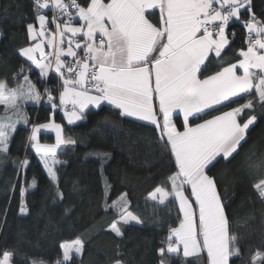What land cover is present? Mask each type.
<instances>
[{"label":"snow or ice","instance_id":"6c2138e0","mask_svg":"<svg viewBox=\"0 0 264 264\" xmlns=\"http://www.w3.org/2000/svg\"><path fill=\"white\" fill-rule=\"evenodd\" d=\"M32 4L33 18L24 22L29 43L17 49L24 63L11 77L0 78V154H9L18 125L27 130L31 123L26 143L62 200L55 166L63 162L56 158L57 150L76 141L65 139L63 126L54 119L32 123L24 108L29 102L44 101L53 114L62 111L71 125L87 117L89 106L107 103L122 118L154 126L157 141L167 152L169 174L146 198L154 206L172 202L178 206L176 221L156 248L157 264H171V256L191 264L189 257L203 253L206 264L242 259L241 237L232 232L216 177L210 173L220 161L239 155L249 131L264 117V9L257 15L253 0H32ZM237 28L243 33L241 47L234 62L225 61L223 53L240 34ZM34 70L36 82L31 78ZM53 78L58 87H37V82L46 85ZM41 130L54 131L55 143L42 144ZM96 155L103 168L110 154ZM245 165L253 190L264 202V156H249ZM29 166L27 158L20 161L18 175ZM36 183L33 177L27 187ZM26 190L21 187V215L29 214L23 200ZM105 197L104 211L114 214L105 231L123 238L122 225L143 224L131 210L127 193L111 203L107 191ZM87 243L83 236L64 240L55 261L28 257L27 264H76ZM15 257V249L0 248V264H15ZM110 264H129L120 246ZM247 264H264V246Z\"/></svg>","mask_w":264,"mask_h":264},{"label":"trees","instance_id":"16d2710c","mask_svg":"<svg viewBox=\"0 0 264 264\" xmlns=\"http://www.w3.org/2000/svg\"><path fill=\"white\" fill-rule=\"evenodd\" d=\"M253 3L254 11L260 15L264 0ZM8 6L5 13L3 9ZM33 15L32 0H0V78L11 77L24 63L17 49L29 43L24 22H30ZM236 30L240 34L223 53L225 61L234 62V53L241 47L243 33ZM31 78L37 81L35 72ZM50 84L59 86L55 78ZM90 110L85 119L73 126L58 111L53 114L55 122L63 126L64 138L76 141L74 146H61L57 152L56 158L63 162L55 166L62 200L56 197L57 188L26 143L31 123L27 130L18 125L9 154H0V248L16 250L15 264H27L28 257L55 261L61 254L59 244L78 236L88 243L76 264H110L117 246L125 252L129 264H157L156 248L168 226L176 221L178 206L175 202L166 207L154 206L146 198L169 174L167 152L157 141L154 126L122 118L109 106ZM27 114L32 123L39 124L49 121L52 111L50 106L38 109L35 105L27 108ZM40 140L52 143L54 137L41 134ZM96 153L110 154L103 168ZM249 156H264V117L249 131L239 155L230 162L220 161L210 173L216 177L232 232L241 237L243 258H234L233 264H247L253 252L264 246V202L252 188L253 180L245 165ZM25 158L30 166L18 175L19 162ZM25 176L27 184L36 178L34 188L27 187ZM22 186L27 188L23 200L28 215L19 213ZM106 191L108 203L127 193L131 210L143 220L140 225H122L123 238L105 231L114 218L112 211H104ZM168 259L171 264H185L176 256ZM188 261L206 264V253L199 258L189 257Z\"/></svg>","mask_w":264,"mask_h":264},{"label":"crops","instance_id":"0c3cea01","mask_svg":"<svg viewBox=\"0 0 264 264\" xmlns=\"http://www.w3.org/2000/svg\"><path fill=\"white\" fill-rule=\"evenodd\" d=\"M47 14L51 17V10H48L47 11ZM34 72L36 73V76H38V70H34ZM36 104H34V103H32V102H29L26 106H25V108H24V111H26L27 112V108L28 107H34ZM109 106V107H112V106H110V105H107V103H105V104H103V105H101V106ZM70 107V106H69ZM89 108L90 109H97L95 106H89ZM113 108V107H112ZM87 111V110H86ZM57 112V111H56ZM55 112V113H56ZM61 116H62V118H63V120L67 123V120L64 118V116H63V113L61 114ZM51 117H53V113H52V116ZM82 120H80V121H76V123L75 124H71L72 126L73 125H77L78 123H80ZM145 123H147V122H145ZM68 124V123H67ZM69 125V124H68ZM41 134H51V135H53V137H54V135L55 134H53V132L51 133V131H48V130H41V132L39 133V135H41ZM63 146V145H62ZM33 150V149H32ZM59 150V149H58ZM58 150H57V152H58ZM33 152L35 153V151L33 150ZM36 155V154H35ZM37 156V155H36ZM37 158H38V156H37ZM38 160H39V158H38ZM39 162H40V160H39ZM41 163V162H40ZM41 165H42V163H41ZM42 167L44 168V166L42 165ZM44 170H45V168H44ZM45 172H46V170H45ZM47 173V172H46ZM133 225H137V224H135L134 222L132 223Z\"/></svg>","mask_w":264,"mask_h":264},{"label":"built area","instance_id":"2783aa9c","mask_svg":"<svg viewBox=\"0 0 264 264\" xmlns=\"http://www.w3.org/2000/svg\"><path fill=\"white\" fill-rule=\"evenodd\" d=\"M44 86L52 87L50 81H48L46 85L45 82H39V88H41V90L43 89ZM41 107H49V105H47L44 101H41L39 104H36V108H41ZM58 113L62 114L63 112L58 110Z\"/></svg>","mask_w":264,"mask_h":264},{"label":"rangeland","instance_id":"374dc122","mask_svg":"<svg viewBox=\"0 0 264 264\" xmlns=\"http://www.w3.org/2000/svg\"><path fill=\"white\" fill-rule=\"evenodd\" d=\"M39 109V108H38ZM58 111V110H57ZM50 119H53V117H51ZM48 122V121H47ZM47 122H44V123H47ZM57 123V122H56ZM39 124H43V123H39ZM48 131H51V130H48ZM53 132V134H55V132L54 131H51V133ZM39 140H40V135H39ZM40 142H41V140H40ZM42 144H54L55 143V135H54V142H52V143H44V142H41ZM43 165V164H42Z\"/></svg>","mask_w":264,"mask_h":264}]
</instances>
